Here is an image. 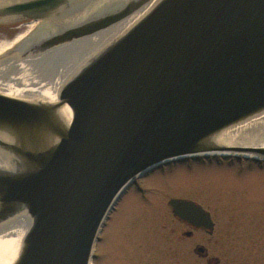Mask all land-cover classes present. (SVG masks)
Instances as JSON below:
<instances>
[{
    "label": "water",
    "instance_id": "water-1",
    "mask_svg": "<svg viewBox=\"0 0 264 264\" xmlns=\"http://www.w3.org/2000/svg\"><path fill=\"white\" fill-rule=\"evenodd\" d=\"M154 1L33 85L29 62ZM72 10L71 0H0V25L45 24ZM41 28L0 56V82L14 73L10 96L0 94V264H91L115 204L138 179L188 158L264 161V0H116ZM168 206L213 233L201 204Z\"/></svg>",
    "mask_w": 264,
    "mask_h": 264
},
{
    "label": "rangeland",
    "instance_id": "rangeland-1",
    "mask_svg": "<svg viewBox=\"0 0 264 264\" xmlns=\"http://www.w3.org/2000/svg\"><path fill=\"white\" fill-rule=\"evenodd\" d=\"M83 4L78 2L76 10L84 9ZM19 31L0 25V41L14 39ZM172 198L194 200L209 209L216 222L214 236L208 239L198 232L183 237L188 229L168 206ZM198 242L222 264H244V260L251 264L255 255L264 264V166L237 159L189 158L138 179L115 204L91 264H205L194 253Z\"/></svg>",
    "mask_w": 264,
    "mask_h": 264
},
{
    "label": "bare ground",
    "instance_id": "bare-ground-1",
    "mask_svg": "<svg viewBox=\"0 0 264 264\" xmlns=\"http://www.w3.org/2000/svg\"><path fill=\"white\" fill-rule=\"evenodd\" d=\"M78 2L80 4H83L81 3V0H76V3L73 2V0H71V5H73L74 11L72 10V12L69 15H65L63 17L53 19L49 22L47 21L45 24L37 23V22H22L21 24L18 23L17 25L13 23L6 24V25H10V27L12 26L16 29H19L20 33H18L17 36L12 40L0 41V56L5 54L9 50H12L16 45H18V43L24 41L30 35L27 34L29 31H31L32 27L35 26V24H38L37 28L39 26H42L40 31H44V30L50 31L105 6L104 4L103 5L94 4L90 6H88L87 4H83L86 7L80 11H77L76 8L78 7L77 6ZM85 2H87V0H85ZM155 2L156 1L152 2L151 4L147 5L133 16L125 19L124 21L108 29L100 31L93 36L80 39L72 44L62 46L56 51H52L45 56L39 57L29 62L28 73L33 85L36 87L42 86L43 84L47 83L48 81L54 79L63 72L67 71L69 68H71L76 63H78L83 58H85L87 55H89L102 43L107 41L113 35H115L124 27H126L128 24H130L139 16H141L146 11H148ZM24 28H26V30L22 31ZM2 62H0V64ZM13 77H14V73L9 72L6 78L0 82V94L5 96H10L13 87Z\"/></svg>",
    "mask_w": 264,
    "mask_h": 264
},
{
    "label": "flooded vegetation",
    "instance_id": "flooded-vegetation-1",
    "mask_svg": "<svg viewBox=\"0 0 264 264\" xmlns=\"http://www.w3.org/2000/svg\"><path fill=\"white\" fill-rule=\"evenodd\" d=\"M204 158H206V157H204ZM210 159H212V158H210ZM238 161L240 160V161H247V162H254V163H257L258 165H260V166H264V161H256V160H254V159H245V158H236ZM194 201V200H193ZM195 202H197V201H195ZM198 203V202H197ZM199 204H201V203H199ZM202 205V204H201ZM203 206V205H202ZM203 208L206 210V211H208L210 214H211V217H212V219H213V221H214V223H215V229H214V231H213V233H209L208 231H206V230H202V229H195V228H193V227H191L190 225H188L187 223H185V222H183V221H181V220H179V219H177V218H175L176 219V221L180 224V225H182L183 227H186L188 230H186L184 233H183V237H185V238H192V237H194V234L195 233H198V232H200V233H202V234H204V236H206V237H208V239L210 238H212L213 236H214V234H215V232H216V222H215V217H214V215H213V213L209 210V209H207L206 207H204L203 206ZM173 213V212H172ZM173 233H175V230H173ZM228 237V235H225V238H227ZM198 246H203V247H205L206 248V250H207V252H206V256H200V255H198V254H196L195 253V249L198 247ZM243 251V252H242ZM194 253L199 257V258H201L202 260H204L205 261V264H222V260L220 259V258H216V257H213V256H211L210 255V252H209V250L207 249V247L203 244V243H201V242H198L197 244H196V246H195V248H194ZM240 253H243V254H246L245 252H244V250H242L241 249V252ZM251 253V252H250ZM260 253L261 252H259V253H257V255H259L260 256ZM252 256H254V253L252 254L251 253V257ZM246 257V256H245ZM250 256H249V254H248V256H247V259L248 258H251ZM262 258H264V257H262ZM215 259H217V260H215ZM246 259V258H245ZM226 262V261H225ZM242 262V261H241ZM240 262V263H241ZM239 263V264H240ZM263 262H261L260 260H259V257H256V255L254 256V261L253 262H251V264H262ZM244 264H246V260H244ZM248 264H250L249 262H248Z\"/></svg>",
    "mask_w": 264,
    "mask_h": 264
}]
</instances>
